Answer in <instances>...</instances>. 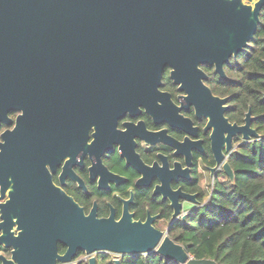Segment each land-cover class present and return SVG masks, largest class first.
I'll return each instance as SVG.
<instances>
[{
    "label": "water",
    "instance_id": "95a60500",
    "mask_svg": "<svg viewBox=\"0 0 264 264\" xmlns=\"http://www.w3.org/2000/svg\"><path fill=\"white\" fill-rule=\"evenodd\" d=\"M262 7L264 0H0V116L9 68L19 66L34 78L35 70L39 73L28 118L44 117V128L48 120L55 142L70 141L71 158L85 148L91 127L115 128L118 118L140 107L161 116L166 110L172 127L195 134L190 119L179 114L193 106L197 118H207L214 158L231 180L233 171L223 150H231L235 136L244 141L258 137L251 126L254 117L248 110L243 124L231 123L225 116L227 97L212 93L201 66L213 67L226 78L224 65L253 39ZM166 68L178 91L184 92L180 106L160 90ZM40 130L35 122L23 125L26 158L37 157ZM183 144L172 141L178 148ZM3 147L1 143V192ZM26 172L18 177L22 185L16 180L17 190L11 193L19 210L8 217L9 225L15 216L19 231L17 236L4 231L12 251L3 264H75L78 251L89 255L88 264H96L92 254L98 252H156L178 264H218L190 256L152 225L154 217L142 222L125 212L119 220L112 214L97 218L94 209L85 214L45 175ZM170 195L175 218L180 213L178 198L193 196L180 190ZM1 213L3 217V208ZM58 243L66 247L63 254Z\"/></svg>",
    "mask_w": 264,
    "mask_h": 264
},
{
    "label": "flooded vegetation",
    "instance_id": "af4514ba",
    "mask_svg": "<svg viewBox=\"0 0 264 264\" xmlns=\"http://www.w3.org/2000/svg\"><path fill=\"white\" fill-rule=\"evenodd\" d=\"M203 66L207 65L201 66L205 72ZM210 68L214 71L213 67ZM224 72L226 74L225 68ZM38 78L37 70L34 78L20 66L9 68L6 78L4 110L0 116V144H4L3 152L6 153L1 167L3 192L2 182L0 183V236H4L0 240V264H3V258L11 259L12 251V247L6 246L10 242V236H5L4 231L9 229L13 236H17L19 231L16 217L13 216L14 223L11 226L8 217L12 215V211L19 210L18 201L11 202V193L17 190L16 180L22 185L18 177L24 176L26 170L35 171V175L40 178L45 175L53 187L66 197H71L85 214L94 209L97 218H107L112 214L115 220H119L125 212L131 214L133 220L142 222L150 216L154 217L152 225L167 234L168 227L174 220L184 219L189 211L208 200L216 179L227 177L222 170V163H216L211 150V128L205 130L207 118H197L193 106L181 109L179 114L190 119L191 127L195 128L190 130L195 131V134L172 127L166 117V110L161 116L140 107L134 114L126 112L118 118L115 128L91 127L85 148L77 150L71 158L70 141L66 145L65 142H55L52 124L48 120L44 128V117L28 118L30 106L38 93ZM222 79H228L227 74ZM160 90L169 92L172 101L180 106L183 101L180 96L184 92L178 91L172 80L169 90L164 87L161 78ZM227 105L229 107L228 101ZM33 122L41 129L37 157L26 158L27 142L23 125ZM236 137L238 136L232 139L231 150H223L225 161L228 153L235 148ZM185 138L193 143L190 146L183 144ZM172 141L183 145L178 148L172 145ZM198 141L200 142L196 143ZM176 190L192 195L193 199L179 197L180 213L172 218L174 207L171 206L170 191ZM2 208L5 213L3 217ZM167 212L168 218L162 217L161 214ZM162 224H165L164 229H161ZM57 246L58 253L63 254L66 247L61 243ZM59 246L63 251L59 250ZM100 253L107 254L96 253V260ZM108 254L113 255L112 260H119L121 257ZM82 256L86 259H80ZM88 258L89 255L78 251L73 263L88 264Z\"/></svg>",
    "mask_w": 264,
    "mask_h": 264
},
{
    "label": "trees",
    "instance_id": "16d2710c",
    "mask_svg": "<svg viewBox=\"0 0 264 264\" xmlns=\"http://www.w3.org/2000/svg\"><path fill=\"white\" fill-rule=\"evenodd\" d=\"M259 17L249 45L224 66L228 79L203 66L212 92L228 97V119L242 124L249 110L254 117L251 126L258 137L247 141L236 137L235 148L227 156L233 178L216 179L208 200L168 227L170 238L190 256L210 258L218 264H264V7ZM162 82L171 90L168 68ZM161 215L168 218L169 213ZM59 250L63 248L59 246ZM96 264L114 262L100 254ZM118 264L178 263L150 252L121 256Z\"/></svg>",
    "mask_w": 264,
    "mask_h": 264
},
{
    "label": "rangeland",
    "instance_id": "374dc122",
    "mask_svg": "<svg viewBox=\"0 0 264 264\" xmlns=\"http://www.w3.org/2000/svg\"><path fill=\"white\" fill-rule=\"evenodd\" d=\"M208 182V181H207ZM208 184V183H207ZM161 226V229H164V227H165V224H162V225H160ZM101 254V253H100ZM99 254V255H100ZM92 255H94V256H96V253H94V254H92ZM106 255H108V259H111V258H113V255H111V254H106ZM80 259H82V260H85L86 259V257L85 256H82V257H80Z\"/></svg>",
    "mask_w": 264,
    "mask_h": 264
},
{
    "label": "built area",
    "instance_id": "2783aa9c",
    "mask_svg": "<svg viewBox=\"0 0 264 264\" xmlns=\"http://www.w3.org/2000/svg\"><path fill=\"white\" fill-rule=\"evenodd\" d=\"M116 259V258H115Z\"/></svg>",
    "mask_w": 264,
    "mask_h": 264
}]
</instances>
